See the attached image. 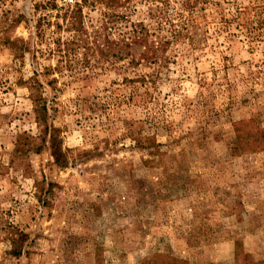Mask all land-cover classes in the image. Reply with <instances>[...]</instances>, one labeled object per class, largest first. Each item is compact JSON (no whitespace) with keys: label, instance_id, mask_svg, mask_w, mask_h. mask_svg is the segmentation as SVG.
I'll use <instances>...</instances> for the list:
<instances>
[{"label":"rangeland","instance_id":"374dc122","mask_svg":"<svg viewBox=\"0 0 264 264\" xmlns=\"http://www.w3.org/2000/svg\"><path fill=\"white\" fill-rule=\"evenodd\" d=\"M84 2L0 0V264H264V0Z\"/></svg>","mask_w":264,"mask_h":264},{"label":"trees","instance_id":"16d2710c","mask_svg":"<svg viewBox=\"0 0 264 264\" xmlns=\"http://www.w3.org/2000/svg\"><path fill=\"white\" fill-rule=\"evenodd\" d=\"M86 2V0H84ZM102 1V4L105 5L107 9L113 10L117 9L119 7L124 6L125 3H128L130 0H100ZM145 1H155L158 6V11L160 17L164 16H172L173 18H167L165 17V23L172 27L171 31L169 32L172 38H177V36H186L189 38V30L193 27V36H196L198 25L196 24L194 16L197 15L198 11L201 9L197 7L198 3H204L206 0H175L178 4V8L173 5L172 12L168 13V5L170 6V0H145ZM84 2V3H85ZM74 7H69V10L65 11L62 22L64 24V28L67 32H70L73 34L72 38H74L77 42H83L84 40H80L82 38V35H86L87 32L83 28L82 23V9L79 3L75 2L73 5ZM164 8V9H163ZM193 15V18H192ZM118 18V16H115ZM193 19V23H192ZM175 20V22H174ZM226 22V21H225ZM162 23H157V29L160 30ZM56 28H59L61 25L56 24ZM157 31V30H156ZM255 31V27L252 26V32ZM158 32V31H157ZM156 32L155 30L150 31L145 26H140L137 28L136 26H131V29L128 32H120L119 38L117 40V43L120 47L124 50H131L134 49V47L140 46L142 48L141 52L139 53V58H149L150 60L155 61L157 57V53L162 49L164 46V43L159 40L155 45L152 43H148L149 37L151 35H154ZM188 35V36H187ZM78 36L79 38H76ZM76 42V43H77ZM72 43L66 44L65 48L61 49V46H59V43L57 45V51L59 53H64L69 55L72 51ZM96 47H99L97 45ZM149 54V56H147ZM36 112V119L38 122L44 123L46 119V107L37 106V109H35ZM44 134L48 130L46 126H44ZM54 136L51 134L49 136V139L51 140L50 149H51V156L53 157L55 163H60V157L61 153L57 146L54 145L55 140L53 139Z\"/></svg>","mask_w":264,"mask_h":264}]
</instances>
